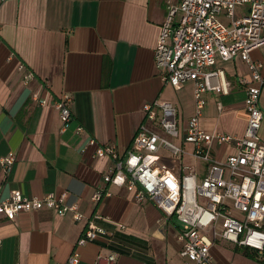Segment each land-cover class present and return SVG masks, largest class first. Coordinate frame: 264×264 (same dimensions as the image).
I'll use <instances>...</instances> for the list:
<instances>
[{
  "label": "crops",
  "instance_id": "0c3cea01",
  "mask_svg": "<svg viewBox=\"0 0 264 264\" xmlns=\"http://www.w3.org/2000/svg\"><path fill=\"white\" fill-rule=\"evenodd\" d=\"M168 3L179 0H0V158L10 151L16 157L7 176L0 168L2 196L14 188L29 196L66 192L65 202L77 204L86 218L101 213L99 223L112 232L78 246L85 217L74 220L69 212L59 215L46 207L19 212L12 220L0 214V264H65L74 251L78 264H95L109 252L116 253L117 264H183L177 218L149 198L136 201L124 186L104 182L113 158L92 156L97 144L109 142L124 155L145 119L146 102L171 101L180 129L194 112L193 80L174 88L154 60ZM251 56L264 60V45ZM215 66L224 69L228 92H204L200 124L206 131L241 136L247 113L239 80L250 77L249 68L239 56L217 57ZM28 72L32 78L25 80ZM63 92L72 97L65 129L53 105ZM259 104L264 142V85ZM173 139L187 150L193 147L180 136ZM234 151L233 144H214L212 154L223 159ZM158 154L177 176L189 171L166 148ZM183 162L197 178L204 175L202 160L185 156ZM96 188L111 194L93 202ZM245 249L262 254L222 238L210 251L216 264H264Z\"/></svg>",
  "mask_w": 264,
  "mask_h": 264
},
{
  "label": "built area",
  "instance_id": "2783aa9c",
  "mask_svg": "<svg viewBox=\"0 0 264 264\" xmlns=\"http://www.w3.org/2000/svg\"><path fill=\"white\" fill-rule=\"evenodd\" d=\"M247 3V10L237 15L235 6ZM179 12L177 20L174 16ZM264 45V0H179L177 5L167 4L166 16L161 24L154 49V60L163 71V79L174 88L186 80H193L194 112L180 129L178 112L171 101L157 99L144 104V121L132 138L124 155L113 142L97 144L92 156H111L113 165L103 174L106 183L124 186L136 201L151 199L165 215L175 216L181 223L179 254L183 264H216L211 246L222 238L238 246L264 251V142L258 131L263 118L259 98L264 85V60L251 56V51ZM239 56L249 68L250 77L240 78L244 86V107L247 122L243 135L219 130L206 131L200 124L206 105L204 92H228L223 68L216 67V58L228 60ZM32 73L24 79L32 78ZM213 78H216L213 80ZM72 97L63 92L54 100L59 111L62 129L72 118ZM46 100H40L45 103ZM219 110L222 108L217 102ZM154 127L160 129L157 130ZM82 126L76 127L80 132ZM181 137L192 144L187 150L173 138ZM94 143V140H89ZM233 144L235 151L223 159L213 156L214 144ZM160 147L178 156L189 171L177 176L159 162ZM192 156L205 163V173H196L183 162ZM10 151L0 158V168L7 176L15 162ZM0 182V214L12 220L22 211L32 212L50 208L59 215L70 213L74 220L84 216L77 204L65 202L66 192L54 191L42 196H29L20 189H11L2 196ZM111 192L96 188L91 195L99 202ZM86 218V217H85ZM99 212L86 218L77 245H84L102 235H112L99 221ZM124 228V224H117ZM2 242L0 240V248ZM80 255L74 251L65 264H78ZM115 252L99 255L95 264H117Z\"/></svg>",
  "mask_w": 264,
  "mask_h": 264
},
{
  "label": "rangeland",
  "instance_id": "374dc122",
  "mask_svg": "<svg viewBox=\"0 0 264 264\" xmlns=\"http://www.w3.org/2000/svg\"><path fill=\"white\" fill-rule=\"evenodd\" d=\"M248 8L247 3H240L235 6V12L237 15L244 13Z\"/></svg>",
  "mask_w": 264,
  "mask_h": 264
},
{
  "label": "trees",
  "instance_id": "16d2710c",
  "mask_svg": "<svg viewBox=\"0 0 264 264\" xmlns=\"http://www.w3.org/2000/svg\"><path fill=\"white\" fill-rule=\"evenodd\" d=\"M244 253L250 254V255H253V256H258L257 253L249 252L247 249L244 250ZM258 257H260L261 261L264 262V251L262 252L261 256H258Z\"/></svg>",
  "mask_w": 264,
  "mask_h": 264
}]
</instances>
